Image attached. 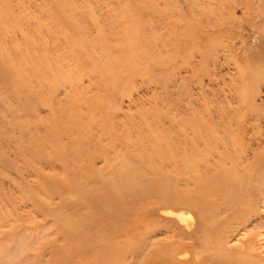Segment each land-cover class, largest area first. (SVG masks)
Segmentation results:
<instances>
[{"label": "rangeland", "instance_id": "obj_1", "mask_svg": "<svg viewBox=\"0 0 264 264\" xmlns=\"http://www.w3.org/2000/svg\"><path fill=\"white\" fill-rule=\"evenodd\" d=\"M0 264H264V0H0Z\"/></svg>", "mask_w": 264, "mask_h": 264}, {"label": "bare ground", "instance_id": "obj_2", "mask_svg": "<svg viewBox=\"0 0 264 264\" xmlns=\"http://www.w3.org/2000/svg\"><path fill=\"white\" fill-rule=\"evenodd\" d=\"M169 214H170L169 212L166 213V215H169ZM177 216H178L177 219H179V222L182 221V223H184L185 226H187L186 228H188V229H192L193 228V225H196L197 224V220L196 219H195V224H193L194 218H193V216L191 214L185 215L184 213H181L180 212V213L177 214ZM196 230H197V228L195 229L194 233L196 232Z\"/></svg>", "mask_w": 264, "mask_h": 264}]
</instances>
